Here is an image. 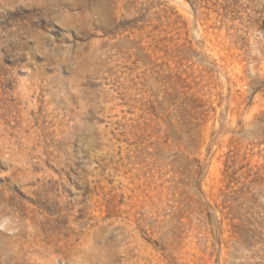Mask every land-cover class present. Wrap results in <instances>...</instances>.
Here are the masks:
<instances>
[{
  "label": "rangeland",
  "instance_id": "374dc122",
  "mask_svg": "<svg viewBox=\"0 0 264 264\" xmlns=\"http://www.w3.org/2000/svg\"><path fill=\"white\" fill-rule=\"evenodd\" d=\"M0 264H264V0H0Z\"/></svg>",
  "mask_w": 264,
  "mask_h": 264
}]
</instances>
